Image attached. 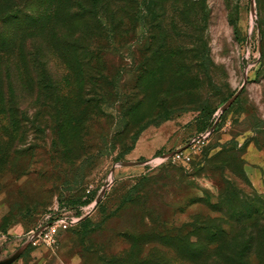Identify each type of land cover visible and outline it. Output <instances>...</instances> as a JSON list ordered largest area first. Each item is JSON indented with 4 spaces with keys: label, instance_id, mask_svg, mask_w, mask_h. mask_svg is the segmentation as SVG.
Masks as SVG:
<instances>
[{
    "label": "rangeland",
    "instance_id": "rangeland-1",
    "mask_svg": "<svg viewBox=\"0 0 264 264\" xmlns=\"http://www.w3.org/2000/svg\"><path fill=\"white\" fill-rule=\"evenodd\" d=\"M81 1L0 0V264H264V0Z\"/></svg>",
    "mask_w": 264,
    "mask_h": 264
},
{
    "label": "built area",
    "instance_id": "built-area-1",
    "mask_svg": "<svg viewBox=\"0 0 264 264\" xmlns=\"http://www.w3.org/2000/svg\"><path fill=\"white\" fill-rule=\"evenodd\" d=\"M208 134L209 130L196 134L189 139L181 150L174 152L171 156L166 157V153H163L161 156L152 160H157L159 162L171 161L172 163H187L190 161L191 155L205 143ZM53 214V211L50 212L42 224L29 230L26 234L24 243L28 242V244L33 246L43 245L52 247L57 242L60 231L74 227L85 216V213H79L78 215H68V213H62L60 215Z\"/></svg>",
    "mask_w": 264,
    "mask_h": 264
},
{
    "label": "trees",
    "instance_id": "trees-1",
    "mask_svg": "<svg viewBox=\"0 0 264 264\" xmlns=\"http://www.w3.org/2000/svg\"><path fill=\"white\" fill-rule=\"evenodd\" d=\"M10 1L11 0H6V3L7 4L10 3ZM77 1H80L81 3L77 2ZM92 3L94 5V3H96V2L94 0H92ZM16 5H20V2H18ZM66 6H67L66 7L67 13L72 14L71 18L74 16L73 18H75V20L84 19L86 14H87V12L92 10V8H91V10L87 9V7H85V3H82L81 0H67ZM72 10H74V13L77 12V11L80 12V13L78 15H74L73 13H71ZM105 12H106L105 9H102V15H103L104 18H106V15H105L106 13ZM25 16L26 15H25L24 12H19V11H15V12H11V13H4L3 12L2 14L0 13V23H8L9 21H14V22L16 21L18 23V25L20 26V27L16 26L14 28V31L12 33H10L11 39H12V40H10L11 43H14L15 39L17 37H21V32H23V30H24L21 27V24H23V21H24L23 19H24ZM27 16H28V13H27ZM11 43H10L11 49L8 50V52H10L15 46L14 44H11ZM2 52H4V51H2ZM250 207H252V206H250ZM254 208L255 207L253 206V208H250L248 210V212L249 211L252 212V210H253V212H256V211H258L260 209V207H259V209H254ZM79 224H81V221L78 224H76L74 227H71L69 229H74ZM69 229H67V230H69Z\"/></svg>",
    "mask_w": 264,
    "mask_h": 264
},
{
    "label": "water",
    "instance_id": "water-1",
    "mask_svg": "<svg viewBox=\"0 0 264 264\" xmlns=\"http://www.w3.org/2000/svg\"><path fill=\"white\" fill-rule=\"evenodd\" d=\"M181 149H182V147L174 149V150H171L168 153H166L165 156L166 157L171 156L174 152L179 151ZM27 245H28V242L24 243L23 248H25ZM4 264H6V263H4Z\"/></svg>",
    "mask_w": 264,
    "mask_h": 264
}]
</instances>
